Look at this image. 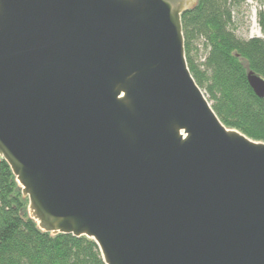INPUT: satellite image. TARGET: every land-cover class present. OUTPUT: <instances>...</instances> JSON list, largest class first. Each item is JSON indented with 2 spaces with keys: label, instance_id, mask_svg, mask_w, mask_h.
<instances>
[{
  "label": "water",
  "instance_id": "1",
  "mask_svg": "<svg viewBox=\"0 0 264 264\" xmlns=\"http://www.w3.org/2000/svg\"><path fill=\"white\" fill-rule=\"evenodd\" d=\"M197 3L0 0V158L41 232L104 264H264V143L188 69Z\"/></svg>",
  "mask_w": 264,
  "mask_h": 264
},
{
  "label": "trees",
  "instance_id": "2",
  "mask_svg": "<svg viewBox=\"0 0 264 264\" xmlns=\"http://www.w3.org/2000/svg\"><path fill=\"white\" fill-rule=\"evenodd\" d=\"M260 6L256 24L263 38L235 34L242 8ZM188 69L221 123L264 143V99L248 85L252 72L264 80V0H198L181 16ZM28 201L0 158V264H104L86 237L41 232L27 215Z\"/></svg>",
  "mask_w": 264,
  "mask_h": 264
},
{
  "label": "rangeland",
  "instance_id": "3",
  "mask_svg": "<svg viewBox=\"0 0 264 264\" xmlns=\"http://www.w3.org/2000/svg\"><path fill=\"white\" fill-rule=\"evenodd\" d=\"M260 9V6L255 3L248 1L245 6L242 8V16L239 19V22L241 23L239 29L235 32L237 36L243 39H249V38H255V35H252V17L253 13H257V11ZM257 25V24H256ZM258 28V26H257ZM259 29V28H258Z\"/></svg>",
  "mask_w": 264,
  "mask_h": 264
},
{
  "label": "bare ground",
  "instance_id": "4",
  "mask_svg": "<svg viewBox=\"0 0 264 264\" xmlns=\"http://www.w3.org/2000/svg\"><path fill=\"white\" fill-rule=\"evenodd\" d=\"M252 26H253V30L251 32L252 35H255L256 37H259V38H263L260 30L257 28V25H256V13H253V17H252Z\"/></svg>",
  "mask_w": 264,
  "mask_h": 264
}]
</instances>
